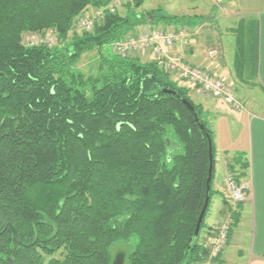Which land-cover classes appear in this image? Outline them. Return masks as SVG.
<instances>
[{
  "label": "trees",
  "instance_id": "1",
  "mask_svg": "<svg viewBox=\"0 0 264 264\" xmlns=\"http://www.w3.org/2000/svg\"><path fill=\"white\" fill-rule=\"evenodd\" d=\"M110 2L0 0V264H114L120 254L124 264H202L209 254L205 219L195 239L214 193L206 115L157 64L109 51L141 26L195 28L204 18L139 14L134 0L69 41L82 13ZM49 30L56 47L22 41ZM234 31L236 78L256 82L258 23ZM94 50L102 75L84 79L76 65Z\"/></svg>",
  "mask_w": 264,
  "mask_h": 264
},
{
  "label": "crops",
  "instance_id": "2",
  "mask_svg": "<svg viewBox=\"0 0 264 264\" xmlns=\"http://www.w3.org/2000/svg\"><path fill=\"white\" fill-rule=\"evenodd\" d=\"M152 1L167 5L177 3H174L176 0ZM251 12L258 23V79L253 89L249 88L246 94L239 96L245 109L235 111L223 102L196 96L199 105L211 115L216 152L214 193L200 242L205 244L211 230L222 226L221 230L232 219L231 212L236 210L239 214L228 248L218 263L211 264H264V1ZM190 42L185 48L186 53H181L184 62L189 66H205L214 75L226 79L230 69L225 52L226 60L220 55L211 57V42ZM218 48L219 52L224 51L221 45ZM176 51L183 52L178 46ZM186 86L191 89V94L197 90L188 83ZM243 163L247 164V169H243ZM229 174H235L239 183L246 187L244 203L236 205L230 201L226 184Z\"/></svg>",
  "mask_w": 264,
  "mask_h": 264
},
{
  "label": "rangeland",
  "instance_id": "3",
  "mask_svg": "<svg viewBox=\"0 0 264 264\" xmlns=\"http://www.w3.org/2000/svg\"><path fill=\"white\" fill-rule=\"evenodd\" d=\"M134 0H111L110 4L105 8H92L89 7L84 13H82L75 21L73 26V31L69 34V41L75 35H81L85 32H88L84 29H81L78 26L79 19H88L94 22V28L98 25H101L103 19H99L101 13L109 12L108 10H114L113 15L125 16L127 12V8L133 5ZM184 1V3H180V1H174L176 4H160L154 3L152 0H143L142 7L138 10L139 14H147L151 11L157 10L161 8L165 11L166 14L171 16H181L185 18H195V17H203L204 22H200L198 26L195 28L182 27V26H155L152 27L150 25L141 26L140 31L135 29L133 32L126 37V39H139L142 36H148L150 33L155 31H160L162 33H170L176 36L175 46L172 50L167 51L166 55L173 59V61L180 62L186 64L184 62V57L181 53H186L185 48L191 44L190 41L195 40L199 42L208 41L211 42V52L216 51L217 54L213 57L225 56L227 57V61L229 64V74L226 75L227 81L230 83L237 100L243 103V100L240 99L239 96L242 94H246L249 88L253 89L254 84L256 82H252L250 84H243L236 78L234 59L236 53V45H237V34L234 30H240L242 27H245L246 23H252L255 18L252 15V9L256 6H261L264 0H231L229 3L223 5L221 0H192V1ZM242 25V27H241ZM93 31V30H92ZM52 41V46L56 47L58 45L57 34L54 30H49L43 32L41 34H31L25 33L23 34L22 41L26 46L33 45H46L47 40ZM125 39V40H126ZM223 47V52H219L218 47ZM47 46V45H46ZM179 47L182 51H176V47ZM109 51L112 54L114 50L110 47ZM117 55V54H116ZM126 57L137 59L141 64L150 65L157 64V66L164 71L170 78V80L177 84L180 88H185L189 91L188 96L189 99L193 102L195 106H200L199 101L197 100V95L203 96L206 100L211 101V98L205 96V94L200 89H195L194 93L191 94V89L186 86V82L182 79L180 73L173 72L170 73L166 68V64L170 62L169 59L163 58L160 62L154 55V51H145V52H133L126 55ZM226 60V59H225ZM76 70L84 77V79L88 78H99L102 75V66H101V53L99 50H94L83 55L77 65ZM247 85L248 87H245ZM251 89V90H252ZM202 111L204 113L206 122L210 126V116L202 107ZM244 164V163H243ZM208 213V212H207ZM233 212H231L232 215ZM207 216V215H206ZM231 221V219H230ZM222 227V226H220ZM220 227L213 229L209 232L210 237L216 235L220 231ZM202 234V233H201ZM209 235L207 236V240L202 244L206 249L208 248V243L210 240ZM208 250V249H207ZM209 255V254H208ZM119 256V255H118ZM117 256V257H118ZM55 259H59L60 255H56ZM208 256L206 258V262L208 261ZM47 259L46 261H49ZM128 264V262L126 263Z\"/></svg>",
  "mask_w": 264,
  "mask_h": 264
},
{
  "label": "built area",
  "instance_id": "4",
  "mask_svg": "<svg viewBox=\"0 0 264 264\" xmlns=\"http://www.w3.org/2000/svg\"><path fill=\"white\" fill-rule=\"evenodd\" d=\"M114 13V10H108ZM99 19H104L105 13H101ZM78 26L88 32L94 30V22L88 19H79ZM176 36L170 33L155 31L148 36H142L139 39H126L111 45L114 53L120 56H126L133 52L154 51V55L159 60L167 58L170 60L166 68L170 73H180L182 79L192 87L200 89L205 96L212 101H220L230 106L235 111H243L245 106L239 102L227 79L214 75L205 66H189L180 62L173 61L166 53L175 46ZM46 45L52 47V41L47 40ZM216 51L210 52V56L216 55ZM161 63V62H160ZM227 190L229 199L233 204L239 205L246 201V187L241 185L235 174H229L227 177ZM236 211V210H235ZM231 219V218H230ZM233 220L229 221L216 235H213L208 244V261L202 264L218 263L230 244V235L232 232Z\"/></svg>",
  "mask_w": 264,
  "mask_h": 264
},
{
  "label": "water",
  "instance_id": "5",
  "mask_svg": "<svg viewBox=\"0 0 264 264\" xmlns=\"http://www.w3.org/2000/svg\"><path fill=\"white\" fill-rule=\"evenodd\" d=\"M231 0H221V3L223 5L229 3ZM163 93L165 95H169V96H174L176 95V92L174 91H171V90H163ZM183 104L186 106V108L192 112V113H195V109L192 107V105L187 102L186 100H183L182 101ZM195 117L197 118V115L195 114ZM209 152H210V166H209V173H208V179H207V190L208 192L210 191L211 189V184H212V181H213V169H214V165H213V154H212V148L210 146V149H209ZM209 201H210V198L207 197L206 201H205V205H204V208L200 214V217H199V221H198V225H197V229H196V232H195V239H197L200 235V230H201V226L202 224L204 223V219H205V215H206V212H207V209H208V206H209ZM125 262V256L123 254H120L114 264H124ZM12 264H13V261H12Z\"/></svg>",
  "mask_w": 264,
  "mask_h": 264
}]
</instances>
